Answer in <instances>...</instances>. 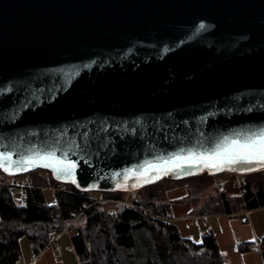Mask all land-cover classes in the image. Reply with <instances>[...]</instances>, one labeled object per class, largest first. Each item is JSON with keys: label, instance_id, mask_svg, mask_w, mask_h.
Here are the masks:
<instances>
[{"label": "water", "instance_id": "1", "mask_svg": "<svg viewBox=\"0 0 264 264\" xmlns=\"http://www.w3.org/2000/svg\"><path fill=\"white\" fill-rule=\"evenodd\" d=\"M261 132L264 0H0L4 174L44 170L81 192L245 175L264 168H185L137 184L148 163ZM49 152L76 163L75 183L17 170Z\"/></svg>", "mask_w": 264, "mask_h": 264}, {"label": "trees", "instance_id": "2", "mask_svg": "<svg viewBox=\"0 0 264 264\" xmlns=\"http://www.w3.org/2000/svg\"><path fill=\"white\" fill-rule=\"evenodd\" d=\"M45 173L46 177L39 170L31 173V187L24 190L19 203L6 186H0V264L21 263L22 238L34 259L66 230L79 264H226V255L211 232L201 235L199 242L182 237L167 220L166 206L155 203L160 191L154 184L138 190L145 193L141 197L135 192H106L105 201L99 202ZM242 179L244 207L263 208L264 171ZM46 186L55 188L52 203L45 199ZM221 197L226 209L229 201ZM80 217L85 224L73 229L72 223ZM235 249L239 253L258 250L264 260V237L256 243L236 244Z\"/></svg>", "mask_w": 264, "mask_h": 264}, {"label": "rangeland", "instance_id": "3", "mask_svg": "<svg viewBox=\"0 0 264 264\" xmlns=\"http://www.w3.org/2000/svg\"><path fill=\"white\" fill-rule=\"evenodd\" d=\"M39 172V175H43L46 177V171L39 170ZM31 173L32 172H29L30 187ZM36 174L38 173H34L33 175ZM243 176L244 175H238L235 173L221 172L216 175H208L206 173H203L202 175L188 177L183 180H171L162 178L153 183L155 187L159 188L160 191L155 203L166 206V214L168 216L167 220L174 223L178 227L181 235L187 238L188 235H194L197 229L200 231V233H203L205 231L207 227H204L202 229L203 231H201V221H199L194 216H196L197 213L205 211L213 214L219 211V209H222V194L225 195L230 205L235 206L239 209L241 208L242 193L240 187ZM16 180H18V178H14L13 181ZM185 185H187V188L185 187ZM54 190L55 188H53L52 186H46L43 188V193L48 203H52L54 201ZM138 190L118 192H123V194L135 192L136 197H141L145 194L144 191L136 193ZM87 193L93 200H97L99 202L105 201L103 198L106 195V192L89 191ZM22 196L23 192L21 194H15V200L17 203H19ZM84 224L85 218L80 217L77 220H74L71 227L74 229L77 226L82 227ZM20 247L22 251L21 263L24 264L25 262L27 263L28 257L31 259L29 244L25 238H22L20 240Z\"/></svg>", "mask_w": 264, "mask_h": 264}, {"label": "snow or ice", "instance_id": "4", "mask_svg": "<svg viewBox=\"0 0 264 264\" xmlns=\"http://www.w3.org/2000/svg\"><path fill=\"white\" fill-rule=\"evenodd\" d=\"M201 29L205 25L199 26ZM11 158L7 154H0V168L11 174ZM22 167L18 171H26L32 167H43L51 169L57 178H71L75 183L76 163L70 161L67 156L57 158L55 153L49 152L36 155L16 162ZM235 165H257L264 168V132L253 134L244 140H228L226 137L222 145H217L210 153L189 152L186 156L174 155L168 157L162 163H148L143 166V171L137 175V184L150 183L159 179L161 175H168L176 170L183 171L185 168L198 170L214 169L223 171L225 168L232 170ZM248 170H253L249 168ZM131 171V170H129ZM155 173V175H152ZM185 174H193L185 172ZM127 175V173H126ZM136 185H133L135 187Z\"/></svg>", "mask_w": 264, "mask_h": 264}, {"label": "crops", "instance_id": "5", "mask_svg": "<svg viewBox=\"0 0 264 264\" xmlns=\"http://www.w3.org/2000/svg\"><path fill=\"white\" fill-rule=\"evenodd\" d=\"M234 208L237 207L229 205L213 214L208 211L197 213L194 217L201 221V231L207 228L203 233L197 229L194 235H188L186 239L199 242L201 235L211 232L218 249L226 255V264H264L258 250L239 253L235 249L236 244L256 243L264 237V207L247 210L242 201L240 209ZM27 260L24 264H79L71 233L67 230L55 236L36 258L28 257Z\"/></svg>", "mask_w": 264, "mask_h": 264}, {"label": "built area", "instance_id": "6", "mask_svg": "<svg viewBox=\"0 0 264 264\" xmlns=\"http://www.w3.org/2000/svg\"><path fill=\"white\" fill-rule=\"evenodd\" d=\"M14 178L15 179L18 178V180L13 181ZM58 183L60 185L63 184L60 182ZM0 186H6L9 189V192L12 193L13 195L21 194L22 192H24L26 188L30 187L29 173L16 175V176H9L0 171ZM185 187L187 188V185H185Z\"/></svg>", "mask_w": 264, "mask_h": 264}]
</instances>
